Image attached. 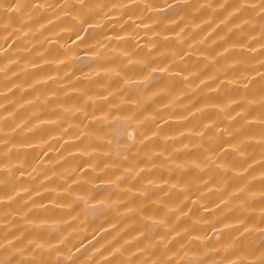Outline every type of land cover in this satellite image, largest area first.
Returning <instances> with one entry per match:
<instances>
[{
	"label": "bare ground",
	"instance_id": "6f19581e",
	"mask_svg": "<svg viewBox=\"0 0 264 264\" xmlns=\"http://www.w3.org/2000/svg\"><path fill=\"white\" fill-rule=\"evenodd\" d=\"M0 264H264V0H0Z\"/></svg>",
	"mask_w": 264,
	"mask_h": 264
}]
</instances>
